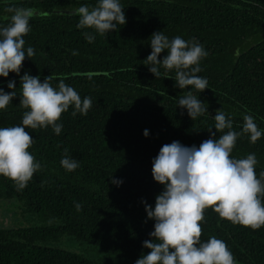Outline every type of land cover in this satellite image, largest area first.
<instances>
[{"label": "trees", "instance_id": "obj_1", "mask_svg": "<svg viewBox=\"0 0 264 264\" xmlns=\"http://www.w3.org/2000/svg\"><path fill=\"white\" fill-rule=\"evenodd\" d=\"M119 2L126 24L101 36L77 27V9H91L98 0H0V27L10 23L8 7L35 11L24 37L25 53L32 47L34 55L25 58L19 75L0 77L5 92L11 91L10 81L16 85V98L0 110V128L23 126L27 109L20 105V87L25 74L41 82L51 75L54 88L63 80L81 100H92L87 115L73 116L74 106L62 114L59 135L51 126L26 129L34 141L29 151L41 168L22 190L0 176V200L19 203L41 224L0 227V264H135L149 251L143 243L154 231L144 202L154 209L164 190L153 179V160L163 145L174 141L198 148L211 138L209 129L215 132L218 110L231 119L233 131L242 133L232 158L254 153L257 178L264 172V135L252 143L243 133L245 115L264 133V0ZM86 32L95 36L93 43L85 39ZM155 32L170 41L179 36L203 46L207 56L196 75L207 79L206 90L178 88L175 70L161 67L159 78L149 71L145 60ZM166 55L165 50L159 59ZM187 91L208 110L195 120L179 108ZM65 149L79 164L72 172L61 165ZM113 180L122 183L117 186ZM201 227V243L211 237L223 240L236 264H264V226L252 230L233 224L209 208ZM61 237L92 253L56 247Z\"/></svg>", "mask_w": 264, "mask_h": 264}, {"label": "clouds", "instance_id": "obj_2", "mask_svg": "<svg viewBox=\"0 0 264 264\" xmlns=\"http://www.w3.org/2000/svg\"><path fill=\"white\" fill-rule=\"evenodd\" d=\"M12 13L8 26L0 27V77L9 73L19 75L25 58L34 55L32 47L24 50V37L31 31L29 21L35 15L32 8L8 7ZM76 14L80 17L78 28L94 29L101 36L115 31L118 25L126 24L124 9L119 0H98L89 8L80 6ZM88 43L95 36L85 33ZM151 54L145 60L149 71L161 76L160 68L175 70L176 86L180 89H195L203 92L208 81L196 73L201 71L200 61L207 56L203 46L195 41L188 42L177 36L171 41L163 32H155L150 38ZM167 55L161 61L162 52ZM75 51L73 55H77ZM53 76L43 82L38 76L25 74L21 77L22 98L20 105L27 109L23 115V126L0 128V176L12 180L18 190L24 189L41 165L30 153L34 143L27 128L33 130L48 128L59 135L62 124L58 123L63 113L74 106L77 112L87 115L92 107L91 98L81 100L77 91L60 80L58 88L51 85ZM10 92L0 88V110H4L16 98L15 81L8 83ZM179 108L186 109L188 116L195 120L207 110L204 103L192 91L179 99ZM243 133L250 136L252 143L264 133L257 127L253 117H243ZM214 129H209L211 138L199 147H186L174 141L161 147L152 162V176L164 190L156 196L154 209L145 203L148 219L154 220L151 240L143 243L148 249L135 264H236L227 244L216 237L201 243L204 212L211 208L233 224L257 230L264 226V172L257 178L255 154L246 158H232L231 153L237 138L242 133L232 130L233 123L225 113L218 110L214 116ZM228 131L225 133L224 130ZM216 133H224L216 138ZM148 130L144 136L148 137ZM61 165L69 172L79 167L75 159L67 155ZM114 184L122 181H112ZM77 211L81 205H75Z\"/></svg>", "mask_w": 264, "mask_h": 264}, {"label": "rangeland", "instance_id": "obj_3", "mask_svg": "<svg viewBox=\"0 0 264 264\" xmlns=\"http://www.w3.org/2000/svg\"><path fill=\"white\" fill-rule=\"evenodd\" d=\"M24 208L19 203H13L9 201L0 200V227H31L41 224L40 220L35 216H31L26 212H23ZM58 248L73 251L83 252L88 248L84 245L78 244L74 240L60 238L59 242L55 245ZM87 248V249H86ZM90 255V251H86Z\"/></svg>", "mask_w": 264, "mask_h": 264}]
</instances>
